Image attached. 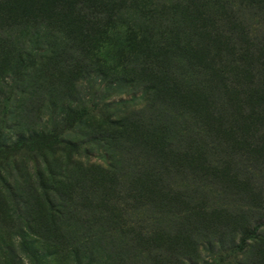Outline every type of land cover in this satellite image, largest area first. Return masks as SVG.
Instances as JSON below:
<instances>
[{
    "label": "trees",
    "instance_id": "trees-1",
    "mask_svg": "<svg viewBox=\"0 0 264 264\" xmlns=\"http://www.w3.org/2000/svg\"><path fill=\"white\" fill-rule=\"evenodd\" d=\"M256 2L263 4L224 0L220 27L216 0H0V49L15 52L1 57L15 59V149L43 147L16 156L15 194L0 178L15 196L23 247L45 240L31 213L36 195L50 222L73 229L79 243L95 235L79 194L98 189L96 167L122 189L126 228L99 231L111 244L85 251L87 264H123L113 245L127 252V244L125 264H220L227 252L235 264H264V32H250L264 20V0ZM149 37L155 51L145 62L135 45ZM91 79L139 98L112 102L109 116L92 104L99 119L90 122L91 111L74 106L73 88ZM80 118L79 132L66 129ZM91 151L105 165L84 163ZM200 245L210 262L197 257ZM84 249L71 251L76 264ZM24 260L15 256V264Z\"/></svg>",
    "mask_w": 264,
    "mask_h": 264
},
{
    "label": "rangeland",
    "instance_id": "rangeland-1",
    "mask_svg": "<svg viewBox=\"0 0 264 264\" xmlns=\"http://www.w3.org/2000/svg\"><path fill=\"white\" fill-rule=\"evenodd\" d=\"M255 5L261 6L262 2H256ZM218 14L216 12L215 20L217 26H222V20H226L221 16L225 15V13L229 12L227 7L224 6V0H216ZM251 14H255V11L246 13V16L250 17ZM221 15V16H220ZM245 16V18H246ZM220 18V19H219ZM256 28L251 29V36L255 38L256 30L259 34L264 32V20L256 21ZM248 22H243L242 25L247 28L248 30ZM255 30V31H254ZM239 33V41L244 40L246 42L243 43L245 46L244 49L248 55V47H249V40L248 37H244V33L242 32V28L238 30ZM248 33V32H247ZM151 36L154 33L150 32ZM154 38V36H153ZM136 52L141 55L143 60L146 62L149 59H153V53L155 51L154 42L149 38H145L144 41L139 42L135 45ZM237 50V49H236ZM231 51L228 53V58L234 56L237 51ZM8 49H0V178L6 180L10 185L12 184L14 194H15V183L19 184L16 180L15 175V160H17L18 155L23 156H32L35 153H42L43 147H35V148H27V149H15V139L18 137L19 129L15 127V76L13 77L11 74V68L15 65V59L11 58L10 62H4L2 56L5 54H10V57H15V52H8ZM7 52V53H6ZM259 57H264V53L259 54ZM143 61V62H144ZM253 61V60H252ZM264 66V65H263ZM13 77V78H12ZM8 78V79H5ZM12 85V95L13 100L10 103V110L8 113L7 123H1L2 115L1 111L4 106V99L6 98V93L10 92L8 89L9 86ZM100 83L98 80L91 79L88 82H79L77 86L73 88L74 94V106L77 108L78 111H82V109H88L91 111L90 114L94 115V118H91L94 121H98V110H92L91 105H99V111L101 114H106V116L114 115L116 110L114 107L111 106L112 102H117L119 100H126L131 101V98L135 97L138 100L139 93L132 94V95H122L117 96L114 95L111 91L105 92L102 87L99 86ZM107 102L110 107H103L104 104ZM135 106V105H134ZM79 107V108H78ZM126 107H129L127 105ZM14 113V115H10ZM96 114V115H95ZM98 116V117H97ZM72 124V126H71ZM82 121L81 118L79 119H72L71 123H68L66 129H73L74 132H79L82 128ZM66 130V131H68ZM64 132L67 133V132ZM26 132H24V135ZM68 135V134H65ZM70 138H73L69 134ZM68 136V137H69ZM75 139V138H73ZM55 153L61 158L60 162L63 165H66V157L60 154L59 150H56ZM84 154V153H83ZM52 152H49L48 156L50 157ZM85 155V154H84ZM82 155V160L84 163H91V164H99L105 165L103 161L100 159V153L97 151L89 152L88 156ZM33 171V164L30 168V172ZM93 175L91 176L93 183L98 186L96 192H81L79 195L83 196L84 202L83 207H86L94 216V219L89 220L86 226L89 227L91 233H95L90 240L85 244V242L79 243L77 240L79 236L74 232L73 229L62 227L61 225L56 224V222H50V219L47 215V208L45 207L42 198L39 195L33 196L32 203L35 202L33 208L31 209L32 218L38 221V226L43 230L45 240L39 242L38 244L30 245L28 243L27 246L23 247L21 242L23 241L20 237V232L17 230L18 226H21L19 222V217L15 212V196L11 197L8 193V190L2 186V182L0 180V264H15V256L25 258L24 264H76V261L71 254V251L77 250L81 251L83 248L84 252L81 253L80 261L81 264H87L88 253L85 251H91L94 246L100 245L103 243L104 245L108 246L111 244L110 240L103 236L101 233L102 231L105 232L108 236L112 232H119L121 229H125L126 227V219L124 216V207H118V203L122 202V197L120 196V189L118 183H112L110 181V177L105 176L102 170L97 169L96 167L92 168ZM10 178H9V175ZM114 181L115 177H114ZM256 183V182H255ZM255 190L257 188V184ZM148 190V189H147ZM145 190V194L150 196L151 192ZM257 191V190H256ZM34 194H38L34 192ZM92 195V196H91ZM207 200H213L212 197L208 196ZM241 202V201H240ZM239 202V203H240ZM25 228V227H23ZM101 231V232H99ZM224 236H227V232H224ZM123 238H131V232L127 228V234H121ZM110 238V237H109ZM113 245V244H112ZM141 245V244H140ZM200 245L198 248V255L200 261L208 260L209 253L204 250L200 249ZM114 249L117 251V260L122 261L124 255H127L129 259L132 250V245H126L127 252L123 251L120 246H114ZM226 249V248H225ZM37 251V252H36ZM34 255V259H31L29 254ZM231 252H227L222 257V261L220 264H235L233 261V257L231 256ZM105 257H110L105 256ZM220 261V260H219ZM210 262V260H208ZM17 264V263H16Z\"/></svg>",
    "mask_w": 264,
    "mask_h": 264
}]
</instances>
